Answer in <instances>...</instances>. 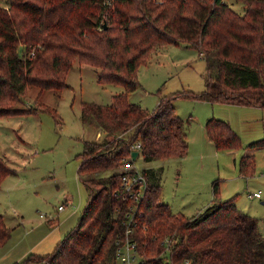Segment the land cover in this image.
<instances>
[{"label": "trees", "instance_id": "trees-1", "mask_svg": "<svg viewBox=\"0 0 264 264\" xmlns=\"http://www.w3.org/2000/svg\"><path fill=\"white\" fill-rule=\"evenodd\" d=\"M111 1L0 4V116L21 110L10 106L21 102L31 85L40 90L67 87L65 76L76 58L101 68L96 73L99 83L123 86L107 105L80 102L81 123L98 127L105 138L83 140L78 154V175L88 199L77 224L52 252L30 253L15 264H117L115 239L123 237L130 202L122 197L123 159L135 163L139 158L184 157L185 120L172 105L177 96L264 107V0H243L244 14L224 0ZM166 44L197 49L205 60L204 90L161 97L149 111L132 103L128 93L141 87L139 65L156 45ZM205 134L216 149L239 147L238 135L220 118L206 121ZM136 142L141 147L131 160ZM248 146L260 148L264 138ZM251 162L249 154L241 158L242 173L251 169ZM142 172L148 183L132 234L139 264H264L257 218L237 208L234 197L218 199L216 181L212 202L185 217L162 201L158 173L152 168ZM12 173L0 158V182ZM11 233L0 214V246Z\"/></svg>", "mask_w": 264, "mask_h": 264}, {"label": "rangeland", "instance_id": "rangeland-1", "mask_svg": "<svg viewBox=\"0 0 264 264\" xmlns=\"http://www.w3.org/2000/svg\"><path fill=\"white\" fill-rule=\"evenodd\" d=\"M6 1L0 0V4ZM224 1L235 12L245 13L243 0ZM204 68L205 60L197 49L156 45L137 69L141 87L128 93V99L152 111L161 97L183 90L203 91ZM100 69L76 58L65 76L67 87L40 90L31 85L21 102L10 106L22 109L0 116V158L15 170L0 182V214L13 230L6 244L0 246V264L22 261L27 254L22 255L23 250L44 233L49 217L56 220L62 237L77 224L88 199L78 175V154L83 140L105 138L103 132L98 134V127L81 123L80 102L107 105L112 95L123 90L119 84L99 83L95 73ZM172 105L185 120L187 153L150 162L139 158L135 166L158 173L162 201L185 217L198 214L211 203L216 181L217 198L234 197L237 208L257 218L264 236V146H248L264 138V107L187 96H177ZM213 117L230 124L239 137V147H214L205 134V123ZM247 154L252 167L244 174L240 160ZM253 192L261 196L250 197ZM60 205L63 210L58 209Z\"/></svg>", "mask_w": 264, "mask_h": 264}, {"label": "built area", "instance_id": "built-area-1", "mask_svg": "<svg viewBox=\"0 0 264 264\" xmlns=\"http://www.w3.org/2000/svg\"><path fill=\"white\" fill-rule=\"evenodd\" d=\"M107 4H111V0H104ZM141 147L140 142H136L132 145V151H137L139 154V148ZM137 154V155H138ZM131 160L132 154H131ZM124 171L121 175V182L124 188L122 197L126 200H130L126 219L123 221V237L115 239L116 247L114 256L116 257L117 264H139L140 255L137 250L138 244L134 241L132 234L135 232V216L138 212L140 203L144 197V193L147 186L146 176L142 172V168L135 166L134 162L129 161V157H124ZM250 197H260L261 193L253 192L249 194ZM60 205L58 209H62ZM43 216V215H41Z\"/></svg>", "mask_w": 264, "mask_h": 264}, {"label": "crops", "instance_id": "crops-1", "mask_svg": "<svg viewBox=\"0 0 264 264\" xmlns=\"http://www.w3.org/2000/svg\"><path fill=\"white\" fill-rule=\"evenodd\" d=\"M96 75V73H95ZM123 91V90H122ZM130 95V93H129ZM128 95V97H129ZM140 104V103H139ZM100 132H98L99 134ZM208 138V137H207ZM209 140V138H208ZM210 141V140H209ZM211 142V141H210ZM213 200V199H212ZM212 202V201H211ZM210 204V203H209ZM205 207V206H204ZM63 210V208L61 209ZM53 217H49L48 220H51ZM47 220L48 224H47V228L44 229V233H42L39 237L38 240L36 241V243L33 245L30 244L31 246L27 249H24L22 252V255H24L26 252L27 254L30 253H34V254H48L50 252H52V250L54 249V247L56 246V243L62 238V232L58 227V224H56V220L52 219L54 221H52V223L50 224L49 221ZM13 231V230H12ZM32 230L30 229L28 231V233H30ZM260 231V230H259ZM261 232V231H260ZM12 234V233H11ZM11 237V236H10ZM8 241V240H7ZM6 241V242H7ZM6 244V243H5ZM4 244V245H5ZM3 245V246H4ZM26 245V244H25ZM14 246H12L13 248ZM31 251V252H29ZM27 254H25L24 256H26ZM21 255V256H22ZM23 256V257H24Z\"/></svg>", "mask_w": 264, "mask_h": 264}, {"label": "water", "instance_id": "water-1", "mask_svg": "<svg viewBox=\"0 0 264 264\" xmlns=\"http://www.w3.org/2000/svg\"><path fill=\"white\" fill-rule=\"evenodd\" d=\"M137 154H138V152H137V151H133V152H132V157H133V159H135V158H136Z\"/></svg>", "mask_w": 264, "mask_h": 264}]
</instances>
